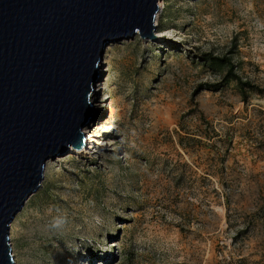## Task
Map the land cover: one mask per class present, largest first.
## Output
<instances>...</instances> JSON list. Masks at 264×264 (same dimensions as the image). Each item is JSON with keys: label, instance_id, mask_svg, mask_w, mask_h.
Listing matches in <instances>:
<instances>
[{"label": "rangeland", "instance_id": "obj_1", "mask_svg": "<svg viewBox=\"0 0 264 264\" xmlns=\"http://www.w3.org/2000/svg\"><path fill=\"white\" fill-rule=\"evenodd\" d=\"M158 3L157 41L105 46L93 143L45 162L13 264H264V0Z\"/></svg>", "mask_w": 264, "mask_h": 264}, {"label": "water", "instance_id": "obj_2", "mask_svg": "<svg viewBox=\"0 0 264 264\" xmlns=\"http://www.w3.org/2000/svg\"><path fill=\"white\" fill-rule=\"evenodd\" d=\"M159 0H0V264L47 160L84 146L105 46L157 41Z\"/></svg>", "mask_w": 264, "mask_h": 264}, {"label": "trees", "instance_id": "obj_3", "mask_svg": "<svg viewBox=\"0 0 264 264\" xmlns=\"http://www.w3.org/2000/svg\"><path fill=\"white\" fill-rule=\"evenodd\" d=\"M201 60L206 61L211 64H216L217 62H222L224 69L223 74L221 75L220 79L218 80L219 82H225L228 80L233 81L234 84L238 87L239 93L244 97L245 91H244V86H247L249 90L252 91H259L262 92L263 90L260 89L258 86L254 84H249L247 81H242L239 75L236 73L235 68H233V65L231 61L225 57L221 56H214L211 53H202L201 54ZM217 83V84H218ZM213 85L211 84H206V83H201L198 84L197 89H201V87H206V88H212ZM218 88H214L212 90H217Z\"/></svg>", "mask_w": 264, "mask_h": 264}, {"label": "bare ground", "instance_id": "obj_4", "mask_svg": "<svg viewBox=\"0 0 264 264\" xmlns=\"http://www.w3.org/2000/svg\"><path fill=\"white\" fill-rule=\"evenodd\" d=\"M159 4V3H158ZM156 36H157V34H156ZM158 37V36H157ZM159 38V37H158ZM97 68H98V66H97ZM94 91L95 90H93L91 93H90V95H89V100L91 101V98H92V95L94 94ZM85 129H87V128H83V137H84V145H85V141H86V143H88V144H91V143H93L92 142V140H91V137H89L88 136V134L86 135V137H85ZM87 138V139H86ZM100 261V260H99ZM98 261V262H99ZM97 262V263H98Z\"/></svg>", "mask_w": 264, "mask_h": 264}]
</instances>
